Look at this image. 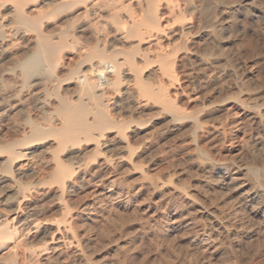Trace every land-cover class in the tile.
Instances as JSON below:
<instances>
[{
  "label": "bare ground",
  "instance_id": "1",
  "mask_svg": "<svg viewBox=\"0 0 264 264\" xmlns=\"http://www.w3.org/2000/svg\"><path fill=\"white\" fill-rule=\"evenodd\" d=\"M238 43L255 69L237 63ZM262 61L264 0H0V264H94L83 232L142 189L181 200L155 221L153 234L167 232L197 202L174 170L165 181L149 173L186 159L206 187L240 194L221 209L226 222L204 205L193 211L214 222L194 221V248L208 252L245 224L264 228ZM235 140L244 148L234 159H212V146ZM51 205L59 213L47 219ZM257 230L254 254L264 247Z\"/></svg>",
  "mask_w": 264,
  "mask_h": 264
},
{
  "label": "rangeland",
  "instance_id": "2",
  "mask_svg": "<svg viewBox=\"0 0 264 264\" xmlns=\"http://www.w3.org/2000/svg\"><path fill=\"white\" fill-rule=\"evenodd\" d=\"M236 36L239 37V35L236 34L233 36V38H232L233 40L229 41L230 46H231V43L236 44V42L238 40V38ZM234 37H235V40H234ZM224 42H226V40H224ZM226 43L228 45V42H226ZM239 45H241L242 48L244 45V49H242ZM239 45H238L239 46L238 50H239V53L241 52L242 54L240 53L239 56H241V58L238 57L239 59L237 60V63H239V64L242 63V61L244 59L246 66H247V64L249 65V66H247L248 70L255 69L256 66H254V65L255 64L257 65L256 59L251 54H250L251 55V57H250L249 49L246 50V48H248V46H245L247 44L243 43V45L242 44H239ZM243 52H246V53H243ZM243 63H242V65H243ZM263 63H264V61H262L261 64H263ZM251 66H252V68H251ZM262 66H264V65H262ZM228 143H230V142H227L226 144H228ZM240 143L237 140H235V142H233L232 144H229V145H226L225 143L222 145L219 143H216L217 145H214V146H216V148L212 146L211 149H209V151L211 150L210 153L213 154V155H211V157L213 156L212 159H214V160L219 159L220 162L222 160L223 161L227 160L226 162H228L230 160L231 156H233V159H234V157H235L234 153L236 154L235 150L240 149V148L241 149L244 148V146H243L244 144H242V142H240ZM241 145H242V147H241ZM223 147H224V150H223ZM246 155L244 154V150H243V158L245 156L246 157L249 156L248 158H245L249 162L250 161L249 160L250 155H248V154H246ZM243 158H242V161L245 163L246 160ZM183 159H186V158H183ZM186 160H184L185 162L182 161V163H183L182 166L180 164V167H177V166H179V165H177L176 166L177 168L174 167L172 169L171 168L166 169L165 167H163L164 165H161L162 169L159 168L158 170H152V171H150L151 173H149V175L151 174L154 176V177L150 176L152 179H159L158 177H160L161 180L165 181L164 179L165 178L167 179L166 173L170 175L171 171L174 170L175 172L173 171L174 173L172 172L173 174H171L172 176L174 175V177H171V178H173L172 181L174 180V183L177 182L176 186L178 187V185L179 186L185 185V188L187 189L186 191L190 192V195H193L195 200L198 199L197 201L194 200L195 203L197 202V204H196L197 206L195 207V209H199V207H201L202 205H204L205 207L207 206L206 208L203 206L201 208L205 209V211H207L211 215L213 213L215 216L218 214V219L220 218L219 220H224V222H226L227 218L229 216V213L226 214V212L230 211V209H228L229 208L228 205H230L235 200L234 197L236 198V196L240 195V194L237 193L236 196L231 194L229 197V194H230L229 192L227 193V191H225L228 195L225 192H224V195H220L222 193L217 192V191H219L217 188H215V190L217 189V191L213 190L214 186L213 187L207 186V187H209V189H208L206 187V184H205V179H206V176L208 177V175L206 174V176H205V173H202V171L200 169L197 170L196 166L192 167V169L187 167V165H189L190 163L188 164V161H186ZM225 161L223 163H226ZM244 163H243V165H244ZM183 165H185V167H183ZM182 167H183V169H182ZM164 168H165V170H164ZM194 168H196L197 171ZM185 170L187 172L188 171L189 172L187 173ZM194 170H195V172H197V175H199V176H197L195 173L193 174ZM166 171H168L170 173H168ZM191 171H192V173H191ZM189 173H191L192 175ZM201 173L204 174L203 175L204 177L202 175L200 176ZM200 177H201V179H200ZM106 178L111 180L112 175H110V176L108 175ZM125 179L126 178L123 179L122 177H120V180L121 181L123 180L122 182L125 184V186L127 188H130L129 189L130 191H132L133 189H134V191H136L137 189L142 188V184L140 181L135 180V182H134L133 181L134 178L130 179L129 181L127 179L126 180ZM133 182H134V184H133ZM249 182H250L248 184L249 186L244 185L245 187L242 188L244 190V193H245V191L252 188L251 187L252 182L250 180H249ZM164 190H165L164 193L161 192L162 194L160 193L156 196H153L151 190L142 189V191H140L136 194L134 202L131 204V206H128V207H124V206L120 207L119 204H121V202L119 201V199L113 200L114 201L113 203L110 202V204H108L107 207L104 208V211L102 214L103 216H101V218L98 219V222H96V225L91 224L92 228L89 227L90 229H88L87 232H86V230H85V232H83L84 237H85L84 239L86 240L88 238L87 240H90V242H89L90 246L89 247L90 248L92 247L91 248L92 250L88 249V252H89L88 254L90 255L88 258L90 259V261L91 262L93 261L92 263H94V264H96V262H97V264L98 263L99 264H238L236 262L238 260L237 258L239 257V252H238L239 244H240V247H242L241 249H243L242 250L243 251L242 252L243 253V255H242L243 264H253L256 261H260V260L264 261V247H262L263 250L261 249V253L259 252L258 254H254V250H253V248H254L253 244L256 242L255 241L256 236L254 237L252 235L256 232L257 229L260 230V228H259L260 226H257V225H256L257 226L256 227L255 225L245 224L246 226L245 225H243L244 227L241 226L244 229L238 227L237 230L241 232V231H243L246 228H249L251 226L249 230L246 229L249 233H247V231L245 230L242 232V235L240 234L239 236L234 235V234H229V233L228 234L230 236L224 235L223 238H221V241L216 242V244H215L216 247L214 246L215 247V248L213 247L214 249L213 248L209 249L210 251L207 250L208 252L205 251L203 253L202 250H198V249L194 248L191 245L192 236L195 233V231H193L194 228L197 225L201 226L202 224L205 226L207 225L206 227H208V225H214V222L212 221L213 220L212 216H214V215H212V216L202 215L201 216V214L200 213L198 214L197 212L196 213L194 212L195 213L194 214L193 211H196V210L192 207H190V208L187 207V209L183 211L182 217H180V219H178L179 222L176 223L174 226L170 225L169 230L167 232L161 233L162 235L156 234V232H155V234H153V231L155 230V227H156L155 221L156 220L159 222L161 221L160 223L165 222V219L161 218V213L163 211L169 210L170 208H173L174 205L179 204L181 201V200H178L177 198H175V196H174V197H172V198H174L173 202H171L172 198L169 199L170 196H169V192H168L170 190L169 189H164ZM243 190L241 191L242 194H244ZM206 191L209 194H207ZM84 193H86V192H83L82 194L85 195ZM166 193H168V194H166ZM204 193H205V195H207V197L204 195ZM85 196H83V198ZM219 196L224 197L226 199L223 200ZM232 196H234V197H232ZM229 198H230V200H232V199H234V200H232L230 202ZM237 198L239 199V196ZM211 199H212V203H211ZM214 199H216L215 200L216 203H215ZM174 201H175V203H174ZM202 201H204V203L206 202L205 203L206 205L203 204ZM227 201H229V202H227ZM169 203L172 204L171 207H170ZM226 203H229V204H226ZM222 204H224V205H222ZM225 204L228 207V208L227 207H225V208L228 209L229 211L225 210V208H224ZM168 207H170V208H168ZM217 207H218V209L216 210ZM118 209H119V211H117ZM221 209L222 210L224 209L226 212L225 211L222 212ZM115 210H116V213L117 212H120V213L116 214ZM202 210H200V212L206 213L204 210L203 211ZM214 210H215V212H214ZM219 210L223 214V215H221L223 217L222 219H221V216H219L221 214V213H218ZM211 211H212V213H211ZM45 213H46L45 218H47V219L52 218L53 219V218L57 217V214L59 213V211L57 210L56 207H53L51 205V207H49L47 212H45ZM55 213H56V216H55ZM106 214H109V215H107L108 220H107ZM117 215H119V216H117ZM183 216L185 219L183 218ZM215 216H214V219L215 218L217 219V216L216 217ZM48 217H50V218H48ZM103 217H104V219H103ZM200 217H202L203 221H201ZM241 217H243V216H241ZM191 219H194V220L192 221ZM205 219L207 221H210L211 224H210V222L204 221ZM195 220H198L199 222L198 221L196 222ZM190 221H192L193 224ZM194 221H195V223H197L196 226H194V224H195ZM244 221H245V219H244ZM188 222H190V223H188ZM200 222H203V223H200ZM191 227L193 229H191ZM251 229H253V230H251ZM262 229L264 230V228H261L260 231H262ZM103 231H104V233H103ZM260 231L258 234L261 233L260 235H262V237H264V235H263L264 231H262L263 233ZM100 234H102V235H100ZM104 235H105V237H104ZM189 235H190V237H189ZM235 236H237V237H235ZM231 237H233V238H231ZM230 238H231V240H230ZM252 238L255 242L252 240ZM103 239H105L106 241H104ZM234 239L236 241H237V239H239L237 241V243L239 242V244L235 243L236 241H234ZM226 240H228V241H226ZM259 240H260V238H259ZM223 241H224V243H223ZM240 241H241V243H240ZM220 242L222 245H220ZM227 242H229V243L227 244ZM218 244H219V246H218ZM231 244H232V246H231ZM93 245H94V249H96V250L93 249ZM97 245H99V247ZM229 245H230V249H232L231 247H233V246H234L233 247L234 249L229 250ZM263 246H264V242H263ZM235 247H237V249ZM210 252H212V253L214 252V253L212 254ZM235 257H237V258L235 259ZM100 261H102V262H100ZM67 263L68 264H78L76 262L74 263L73 261L71 262L69 260L62 262L61 264H67Z\"/></svg>",
  "mask_w": 264,
  "mask_h": 264
}]
</instances>
